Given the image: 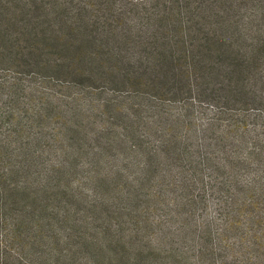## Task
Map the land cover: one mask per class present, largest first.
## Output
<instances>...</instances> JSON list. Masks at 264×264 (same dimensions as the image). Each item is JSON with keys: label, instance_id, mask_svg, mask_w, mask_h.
I'll use <instances>...</instances> for the list:
<instances>
[{"label": "trees", "instance_id": "trees-1", "mask_svg": "<svg viewBox=\"0 0 264 264\" xmlns=\"http://www.w3.org/2000/svg\"><path fill=\"white\" fill-rule=\"evenodd\" d=\"M0 264H264V0H0Z\"/></svg>", "mask_w": 264, "mask_h": 264}]
</instances>
